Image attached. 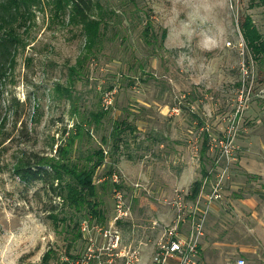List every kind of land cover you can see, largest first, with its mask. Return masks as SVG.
I'll return each mask as SVG.
<instances>
[{
  "label": "rangeland",
  "instance_id": "374dc122",
  "mask_svg": "<svg viewBox=\"0 0 264 264\" xmlns=\"http://www.w3.org/2000/svg\"><path fill=\"white\" fill-rule=\"evenodd\" d=\"M96 1L104 22L91 53L84 54L80 27L36 9L22 32L25 45L0 81V264L38 263L50 247L67 264H124L119 253L128 248L139 252L138 264H150L155 240L165 221L173 223L177 203L187 207L191 177H201L202 164L212 182L220 176L228 202L213 219L210 244L221 248L209 247L213 261L199 264H235L242 247L252 250L244 255L252 264L264 232L241 215L253 208L244 201L264 199V55L253 58L240 25L250 17L264 39V1ZM112 89L105 111L102 96ZM120 120L133 128L118 134L116 148L112 131ZM78 126L68 160L79 167L101 160L91 176L100 220L87 208H70L43 180L26 182L16 169L53 156ZM115 186L128 207L118 219ZM83 221L89 233L73 240ZM104 229L118 231V248H109Z\"/></svg>",
  "mask_w": 264,
  "mask_h": 264
},
{
  "label": "trees",
  "instance_id": "16d2710c",
  "mask_svg": "<svg viewBox=\"0 0 264 264\" xmlns=\"http://www.w3.org/2000/svg\"><path fill=\"white\" fill-rule=\"evenodd\" d=\"M46 8L52 12V16L57 20L80 27L85 40V55L91 53L95 47L100 45L104 9L96 0H0V81L11 70L17 48L25 45L21 37L22 32L31 24L35 16V10H44ZM240 27L253 58L259 59L260 56L264 55V39L258 32L256 25L250 17H245L241 21ZM20 28H24L23 31H19ZM144 31L146 32L145 34L150 31L149 25ZM96 117L100 118V115H96ZM114 124L115 127L112 134H116L115 145L116 148H119L120 139L118 134L128 128L132 130L133 127L125 120L115 121ZM81 133V127L78 126L76 132L68 136L64 145H57L56 153L53 156L38 157L33 161L31 159L30 161L27 160L16 169L17 173L26 182L38 179L43 180L48 190L53 192L70 208L76 211L87 208L91 217L100 220L103 219V211L98 208V191L91 181V176L94 167L99 166L101 160L95 163L94 167L89 164L79 167L78 165H72L68 160V154L72 149L75 137H79ZM207 140L208 135L204 132L202 154L208 149ZM102 153V150H97L94 155H98L102 159ZM202 169H205L203 164ZM200 186L201 180L199 179L192 183L190 187L191 197H195L198 194ZM54 208H56V205L53 206L52 210ZM81 234V230L78 229L73 235V240L78 239ZM35 264L67 263L60 261L59 257H56V250L50 247L43 253L41 260Z\"/></svg>",
  "mask_w": 264,
  "mask_h": 264
},
{
  "label": "built area",
  "instance_id": "2783aa9c",
  "mask_svg": "<svg viewBox=\"0 0 264 264\" xmlns=\"http://www.w3.org/2000/svg\"><path fill=\"white\" fill-rule=\"evenodd\" d=\"M114 93L115 91L112 89L103 94L101 105L104 110L109 109L113 105ZM238 111L239 108L237 112ZM233 127L234 125L231 124L228 128L225 143L222 145L226 152H229L231 141L229 136L231 135ZM219 177L212 184L210 191L206 193L204 206H200L199 200L191 206L187 204V207L182 201L177 203L178 207L174 223L172 225H163L159 236L154 242L150 264H199V239L203 234L208 208L213 200L222 197L220 192L222 183L221 178ZM113 194L116 199L115 207L117 214L115 219H118L126 215L128 207L123 199V194L116 186L113 188ZM185 221L189 223L190 231L186 235H178L176 230L178 229L179 224ZM98 229L102 230V227ZM80 230L84 235H87L89 233V224L86 221H83L80 225ZM103 231L104 237H108L110 240L109 248H118L120 242L118 231L115 229L113 231L104 229ZM124 250L126 252H123ZM119 254L124 256V264H138L140 261V258L138 257L139 252L135 248H128L127 250L123 249ZM80 264H89V262H81ZM236 264L248 263L246 259L239 257L236 259Z\"/></svg>",
  "mask_w": 264,
  "mask_h": 264
},
{
  "label": "crops",
  "instance_id": "0c3cea01",
  "mask_svg": "<svg viewBox=\"0 0 264 264\" xmlns=\"http://www.w3.org/2000/svg\"><path fill=\"white\" fill-rule=\"evenodd\" d=\"M204 165V164H203ZM246 170L245 172L247 174L252 173L254 174V169H244ZM201 172V177H196V174L191 177V173L189 170H187L186 172L184 171L183 174H185L186 176L191 177V185L195 180H201V186H200V190L198 192V194L195 197H191L190 193H189V199H188V205H193L197 200H199L200 206H204V201H205V196L206 193H208L211 189L212 184L215 182V180L212 182L211 181V169H200ZM206 181V182H205ZM226 185V180L223 181V185ZM190 185V186H191ZM227 187V186H226ZM225 187V188H226ZM227 194V193H225ZM228 202V199L225 200L223 198H219V199H215L211 202L209 208H208V213L206 216V220L204 223V228H203V234L200 236L199 239V244H200V260L203 259L204 262H212V258L209 257V255L207 254V250L208 248L212 247V246H216V250L218 251L219 248H221V245L218 243V241H216L217 243H212L210 244V239L214 236L213 230L214 227L213 225L215 224V222L213 221L214 217H216V214H220L223 211V207L224 204ZM262 205V207H264V199L262 200H254L252 199L251 201H244L243 205L247 206L248 208L250 206H253V208H249L250 212L247 211L246 213L243 212V214L241 215V218H243L244 221L247 220V217L245 216L246 214L249 215V217L253 218V221L258 222V226L257 229L261 232H264V220H262V218H259V215L264 214V208H261V212L260 210H258L256 207H258V204ZM249 221V220H248ZM165 225H172L174 223H169L168 221H165ZM190 231V226L188 222H182L179 224L178 229L176 230V233L178 235H186L188 234V232ZM250 249L242 247L240 250V253L244 254L245 256H247V252H249ZM252 251V250H250ZM253 253L255 254V260H252V264H264V247L256 245L255 248H253ZM239 256V257H243L245 259V256ZM248 257V256H247ZM246 261L248 262V259H246ZM236 264V262H235Z\"/></svg>",
  "mask_w": 264,
  "mask_h": 264
}]
</instances>
